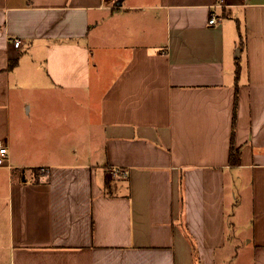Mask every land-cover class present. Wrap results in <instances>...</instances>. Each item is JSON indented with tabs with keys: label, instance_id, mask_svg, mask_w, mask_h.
<instances>
[{
	"label": "crops",
	"instance_id": "1",
	"mask_svg": "<svg viewBox=\"0 0 264 264\" xmlns=\"http://www.w3.org/2000/svg\"><path fill=\"white\" fill-rule=\"evenodd\" d=\"M218 4L0 0V264H264V0Z\"/></svg>",
	"mask_w": 264,
	"mask_h": 264
},
{
	"label": "built area",
	"instance_id": "2",
	"mask_svg": "<svg viewBox=\"0 0 264 264\" xmlns=\"http://www.w3.org/2000/svg\"><path fill=\"white\" fill-rule=\"evenodd\" d=\"M218 5H223V0H220V4ZM101 7H106V8H114L116 7V0H101ZM217 22V15L214 12L209 19V23L213 24ZM14 45L16 47H19L21 45V40L20 39H14ZM0 166H8L11 167L10 165V155H9V149L7 145H0ZM110 172L114 176H128L129 175V169L128 168H123V167H118L114 166L110 169Z\"/></svg>",
	"mask_w": 264,
	"mask_h": 264
},
{
	"label": "rangeland",
	"instance_id": "3",
	"mask_svg": "<svg viewBox=\"0 0 264 264\" xmlns=\"http://www.w3.org/2000/svg\"><path fill=\"white\" fill-rule=\"evenodd\" d=\"M91 58H92V65H93V73H95V75L98 73L97 72V66L99 67L98 69H100V67H102L103 65L109 64L108 60H104V57H101L95 51H92ZM34 79H35V77H33L31 74H29L27 76V80H29V81H32ZM6 177H7L6 170H0V195H3L5 192L6 184H7ZM229 212H230V214L231 213L233 214L234 208H232V206L229 207ZM4 227H5V213L3 211L2 203L0 201V239H1V236L4 234V232H3Z\"/></svg>",
	"mask_w": 264,
	"mask_h": 264
},
{
	"label": "trees",
	"instance_id": "4",
	"mask_svg": "<svg viewBox=\"0 0 264 264\" xmlns=\"http://www.w3.org/2000/svg\"><path fill=\"white\" fill-rule=\"evenodd\" d=\"M11 64H14V62H12ZM237 103H238V92H236V98H235L233 138H232V144H231L230 155H229V162L231 165H239L241 163V148L237 147L234 141L235 131H236ZM34 170L36 172L39 171V174H40L41 168L37 167V168H34Z\"/></svg>",
	"mask_w": 264,
	"mask_h": 264
}]
</instances>
